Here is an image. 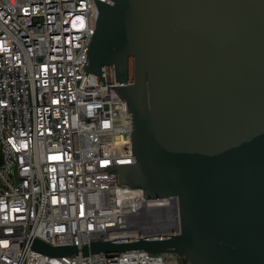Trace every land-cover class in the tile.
<instances>
[{"label": "water", "instance_id": "water-1", "mask_svg": "<svg viewBox=\"0 0 264 264\" xmlns=\"http://www.w3.org/2000/svg\"><path fill=\"white\" fill-rule=\"evenodd\" d=\"M80 69L117 82L143 198L175 196L180 233L49 247L48 257L146 252L184 264H264V0H93Z\"/></svg>", "mask_w": 264, "mask_h": 264}, {"label": "built area", "instance_id": "built-area-1", "mask_svg": "<svg viewBox=\"0 0 264 264\" xmlns=\"http://www.w3.org/2000/svg\"><path fill=\"white\" fill-rule=\"evenodd\" d=\"M96 17L93 0H0V264H184L169 253L29 248L180 233L177 197L143 198L107 169L134 159L120 84L80 70Z\"/></svg>", "mask_w": 264, "mask_h": 264}]
</instances>
